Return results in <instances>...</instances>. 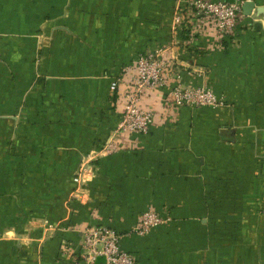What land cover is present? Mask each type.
I'll return each mask as SVG.
<instances>
[{
  "label": "crops",
  "instance_id": "1",
  "mask_svg": "<svg viewBox=\"0 0 264 264\" xmlns=\"http://www.w3.org/2000/svg\"><path fill=\"white\" fill-rule=\"evenodd\" d=\"M241 11L224 38L181 0H0V264H64L84 226L125 235L148 209L168 220L122 239L134 264H264V0ZM153 48L171 70L149 132L102 154L109 85ZM177 81L227 105L174 108Z\"/></svg>",
  "mask_w": 264,
  "mask_h": 264
},
{
  "label": "built area",
  "instance_id": "2",
  "mask_svg": "<svg viewBox=\"0 0 264 264\" xmlns=\"http://www.w3.org/2000/svg\"><path fill=\"white\" fill-rule=\"evenodd\" d=\"M183 12L197 21L213 25L220 37L232 38L243 19L241 6L244 0H181ZM171 67L163 57V50L153 48L136 55L133 62L123 67L119 75L111 81L109 90L118 92L120 84L125 89L120 96L121 111L119 122L110 133L102 154H109L124 148L121 138L146 135L153 122V112L142 105V98L167 87V77ZM167 89V88H166ZM166 103L174 108L189 109L218 108L226 106L222 97L205 87L184 86L178 81L168 88ZM87 164L81 161L78 171L72 178L77 188H82L88 180ZM167 217L154 209L144 211L131 230L125 235L102 225L84 226L79 230L80 242L77 249L67 246L59 248V258L64 264H134V257L120 247L124 237H143L157 228ZM50 228V226H49Z\"/></svg>",
  "mask_w": 264,
  "mask_h": 264
},
{
  "label": "water",
  "instance_id": "3",
  "mask_svg": "<svg viewBox=\"0 0 264 264\" xmlns=\"http://www.w3.org/2000/svg\"><path fill=\"white\" fill-rule=\"evenodd\" d=\"M253 3L252 2H245L243 5V14L245 16H248L250 14V10L253 8Z\"/></svg>",
  "mask_w": 264,
  "mask_h": 264
},
{
  "label": "rangeland",
  "instance_id": "4",
  "mask_svg": "<svg viewBox=\"0 0 264 264\" xmlns=\"http://www.w3.org/2000/svg\"><path fill=\"white\" fill-rule=\"evenodd\" d=\"M119 75V74H118Z\"/></svg>",
  "mask_w": 264,
  "mask_h": 264
}]
</instances>
